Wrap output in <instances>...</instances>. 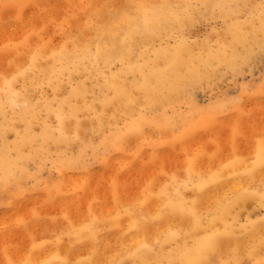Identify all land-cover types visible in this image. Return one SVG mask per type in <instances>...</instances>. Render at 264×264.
Segmentation results:
<instances>
[{
	"label": "snow or ice",
	"instance_id": "snow-or-ice-1",
	"mask_svg": "<svg viewBox=\"0 0 264 264\" xmlns=\"http://www.w3.org/2000/svg\"><path fill=\"white\" fill-rule=\"evenodd\" d=\"M0 122V264H264V0H0Z\"/></svg>",
	"mask_w": 264,
	"mask_h": 264
},
{
	"label": "rangeland",
	"instance_id": "rangeland-1",
	"mask_svg": "<svg viewBox=\"0 0 264 264\" xmlns=\"http://www.w3.org/2000/svg\"><path fill=\"white\" fill-rule=\"evenodd\" d=\"M250 74L246 75V76H241L239 78V82L241 84H243L245 81H252L253 78H255V83L257 85H259L260 83V69L259 66H257L256 69L249 70ZM224 90L228 93V95H235L237 92V85L236 84H229L228 81L224 82L223 85ZM219 90V89H218ZM209 97H211V94H208ZM200 97L203 98L204 97V93L201 92L200 93ZM2 122H0V126H1ZM11 135V136H10ZM15 137V133H10L9 134V140H14ZM3 146V142L0 141V148ZM113 164H115V161H113ZM93 169H94V177L96 179H99L100 176H102L104 174V167L103 165L99 164V163H95L93 164ZM59 175L60 173L54 172L51 169V165H49V167L44 171L43 175H42V180L43 182L46 184L48 182V180L51 178L52 182L55 183L61 179H59ZM71 180H69V176L66 177V180H64L65 183L70 182ZM2 207V208H1ZM4 212V207H3V203L2 200H0V215Z\"/></svg>",
	"mask_w": 264,
	"mask_h": 264
},
{
	"label": "bare ground",
	"instance_id": "bare-ground-1",
	"mask_svg": "<svg viewBox=\"0 0 264 264\" xmlns=\"http://www.w3.org/2000/svg\"><path fill=\"white\" fill-rule=\"evenodd\" d=\"M209 94H211V93H209ZM211 95H212V94H211ZM1 126H2V124H1ZM10 136H11V135H10ZM0 141H2V140H0ZM2 147H3V146H2ZM2 147H1V148H2ZM66 177H67V176H65V177H61V175H59V179L66 180ZM73 179H76V177H75V176H69V180H73ZM48 182H49V180H48ZM48 182H47V183H48ZM47 183H46V184H47ZM2 203H3V201H2ZM1 208H2V207H1ZM2 214H3V213H2ZM2 214L0 215V219H2Z\"/></svg>",
	"mask_w": 264,
	"mask_h": 264
}]
</instances>
